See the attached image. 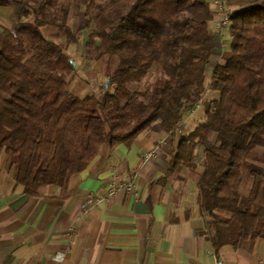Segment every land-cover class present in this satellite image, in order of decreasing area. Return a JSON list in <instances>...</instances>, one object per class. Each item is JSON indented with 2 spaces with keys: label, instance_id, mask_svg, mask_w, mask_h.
<instances>
[{
  "label": "trees",
  "instance_id": "16d2710c",
  "mask_svg": "<svg viewBox=\"0 0 264 264\" xmlns=\"http://www.w3.org/2000/svg\"><path fill=\"white\" fill-rule=\"evenodd\" d=\"M212 2L0 0L19 7L13 29L0 23V153L15 182L28 194L64 189L104 143L171 133L200 105L201 120L179 140L166 175L187 168L198 145L203 233L216 251L264 243V0H226L230 55L206 82L217 34ZM46 26L62 44L45 37ZM83 33L88 59H117L99 94L68 87L76 67L65 49Z\"/></svg>",
  "mask_w": 264,
  "mask_h": 264
},
{
  "label": "crops",
  "instance_id": "0c3cea01",
  "mask_svg": "<svg viewBox=\"0 0 264 264\" xmlns=\"http://www.w3.org/2000/svg\"><path fill=\"white\" fill-rule=\"evenodd\" d=\"M6 7L12 21L6 25L0 16V23L13 29V6ZM212 11L215 17L214 7ZM210 29L215 31L213 20ZM223 36L222 31L214 40L206 70L210 77L216 64L230 55ZM82 39L86 41V33ZM71 89L80 91L77 86ZM194 113H187L171 133H141L129 144L104 143L82 171L70 176L64 189L49 184L37 194L26 193L15 182L2 151L0 264H215L218 259L223 264H264L259 238L244 241L237 249L225 245L216 251L203 233L206 219L197 203L202 155L198 145L187 168L178 176L166 175L179 140L201 120ZM111 179L130 183L131 188L108 196L106 184ZM88 195L93 201L82 213Z\"/></svg>",
  "mask_w": 264,
  "mask_h": 264
},
{
  "label": "rangeland",
  "instance_id": "374dc122",
  "mask_svg": "<svg viewBox=\"0 0 264 264\" xmlns=\"http://www.w3.org/2000/svg\"><path fill=\"white\" fill-rule=\"evenodd\" d=\"M213 3V2H212ZM13 7V14H12V17H13V21L14 23L17 22V13H18V10H19V7L17 5H12ZM10 10L8 9V7H2L0 6V16L2 18V21L8 25L9 23H11V16H10ZM74 22H75V19L74 18H70L68 23L71 27H74ZM52 28L50 27H43L42 28V31H43V34L45 35V37L51 39L53 42L55 43H59V44H62L63 42V37L59 36V35H55L53 34V32L51 31ZM223 40L225 42V46L226 48H228V45H229V41H230V37L228 35V32H227V29H223ZM84 38V37H83ZM84 39H82V35H80L77 39V41L75 43H72V44H69L66 49H65V52L67 55H69L72 59V61L75 63V64H81V66H78L76 65V70L78 72V74H75L73 76V78L68 82V87H73V86H77V88L79 89L80 88V91L79 93L81 95L83 94H86L87 92H90V91H93L95 94H99L100 91H101V88L102 86L105 85V82H106V77H105V73L106 71L108 70L109 68V63L111 62H107L106 58H99L97 59L98 61L96 60H92V59H88V57H91V53H88V54H84V59H86V62H82V58L80 56V53L85 49L84 47ZM84 47V49H83ZM84 53H85V50H84ZM93 54V53H92ZM101 60V61H99ZM117 60V59H116ZM116 60H112V63H111V67H113L115 65V62ZM96 61V62H95ZM95 64V65H94ZM93 66H95L97 68V71L99 68H101V72L99 74H96V72H94V70L92 69ZM209 78H210V72H206V82L209 81ZM150 79V76L148 75L144 81H143V85L147 82V80ZM75 82V83H74ZM210 93L212 91H209ZM208 92L206 93V96H207ZM212 94V93H211ZM214 94H217V93H214ZM195 110V113L196 116H202V107L200 105H198L197 107H195L193 109V111ZM258 156L262 159H264V148H261V149H258ZM249 185H250V178L247 177V175H244L243 177V181H242V185L240 187V192L242 194H246L248 188H249Z\"/></svg>",
  "mask_w": 264,
  "mask_h": 264
},
{
  "label": "built area",
  "instance_id": "2783aa9c",
  "mask_svg": "<svg viewBox=\"0 0 264 264\" xmlns=\"http://www.w3.org/2000/svg\"><path fill=\"white\" fill-rule=\"evenodd\" d=\"M213 6H214V14L215 17L213 19L214 21V27L217 35H221L222 30L225 29L229 24V8L226 5V0H213ZM149 154H145V157H148ZM108 196H111L115 194L119 189L121 188H131V184H119L116 180L111 179L107 181L106 184ZM93 197L88 195L84 201V203L81 206L82 213H84L88 206L92 203ZM58 259H61V256L58 257ZM215 264H223L221 260H216Z\"/></svg>",
  "mask_w": 264,
  "mask_h": 264
},
{
  "label": "water",
  "instance_id": "95a60500",
  "mask_svg": "<svg viewBox=\"0 0 264 264\" xmlns=\"http://www.w3.org/2000/svg\"><path fill=\"white\" fill-rule=\"evenodd\" d=\"M71 62L73 64V67L75 68L76 64L72 60H71ZM108 82H109V78L106 79V82H105V85H104L105 88L108 86Z\"/></svg>",
  "mask_w": 264,
  "mask_h": 264
}]
</instances>
